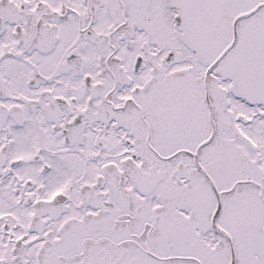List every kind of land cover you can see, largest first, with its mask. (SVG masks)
<instances>
[{
    "label": "snow or ice",
    "instance_id": "1",
    "mask_svg": "<svg viewBox=\"0 0 264 264\" xmlns=\"http://www.w3.org/2000/svg\"><path fill=\"white\" fill-rule=\"evenodd\" d=\"M0 264H264V0H0Z\"/></svg>",
    "mask_w": 264,
    "mask_h": 264
}]
</instances>
